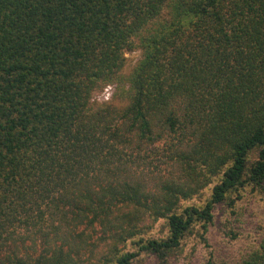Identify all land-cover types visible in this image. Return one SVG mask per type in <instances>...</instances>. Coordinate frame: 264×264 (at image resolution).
<instances>
[{"label":"trees","instance_id":"1","mask_svg":"<svg viewBox=\"0 0 264 264\" xmlns=\"http://www.w3.org/2000/svg\"><path fill=\"white\" fill-rule=\"evenodd\" d=\"M262 205L264 0H0V264H218ZM252 222L219 264H264Z\"/></svg>","mask_w":264,"mask_h":264},{"label":"rangeland","instance_id":"2","mask_svg":"<svg viewBox=\"0 0 264 264\" xmlns=\"http://www.w3.org/2000/svg\"><path fill=\"white\" fill-rule=\"evenodd\" d=\"M123 56L125 58L123 67L121 69V73L128 74L136 61L140 57V49L133 45L128 50H124ZM120 92L116 91L115 84H106L101 86L99 89L93 92L92 100L97 102H111L114 105H121L124 103L125 96H121ZM152 154V153H151ZM257 193V192H256ZM208 189H205L199 196L191 199L190 201H183V205L187 203L201 204L203 199L207 196ZM259 195L255 194L254 199L256 203L259 204L260 200H258ZM253 199V200H254ZM233 219V218H232ZM235 220H231L230 222L224 221L213 228L210 233V242L212 244V249L214 251V259L219 264L223 259L236 258L238 254H240L246 245L249 243V238L247 236L248 229L252 232L253 227L258 222H252V219H256L257 221L264 223V205L256 206L254 210H251V214L249 213L245 216H237L234 218ZM161 222L160 220L151 227L147 235H161ZM225 231H227L225 233ZM231 232L237 235L236 238H231ZM206 257V249L202 247L199 243L194 248L193 254L188 258H179L173 260L171 264H201L204 258ZM133 264H155L154 260L150 255L141 256L140 260L134 262Z\"/></svg>","mask_w":264,"mask_h":264}]
</instances>
